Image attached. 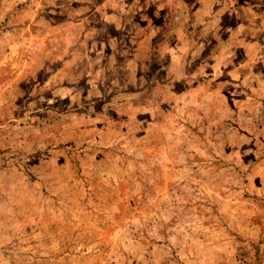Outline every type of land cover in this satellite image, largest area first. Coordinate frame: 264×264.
I'll return each instance as SVG.
<instances>
[{
    "label": "rangeland",
    "instance_id": "obj_1",
    "mask_svg": "<svg viewBox=\"0 0 264 264\" xmlns=\"http://www.w3.org/2000/svg\"><path fill=\"white\" fill-rule=\"evenodd\" d=\"M0 264H264V0H0Z\"/></svg>",
    "mask_w": 264,
    "mask_h": 264
}]
</instances>
